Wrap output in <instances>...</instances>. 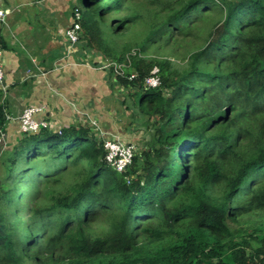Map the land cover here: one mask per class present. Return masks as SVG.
Returning <instances> with one entry per match:
<instances>
[{"label": "trees", "instance_id": "1", "mask_svg": "<svg viewBox=\"0 0 264 264\" xmlns=\"http://www.w3.org/2000/svg\"><path fill=\"white\" fill-rule=\"evenodd\" d=\"M80 2L81 46L132 59L117 81L158 136L120 172L89 126L23 133L3 159L0 264H264V232L230 226L264 210V0ZM131 24L143 30L127 56ZM192 40L181 68L145 56ZM19 177L45 182L29 207Z\"/></svg>", "mask_w": 264, "mask_h": 264}, {"label": "crops", "instance_id": "2", "mask_svg": "<svg viewBox=\"0 0 264 264\" xmlns=\"http://www.w3.org/2000/svg\"><path fill=\"white\" fill-rule=\"evenodd\" d=\"M77 4L79 0H0L10 9L6 20L0 21L3 103L10 116L0 150L7 151L21 138L19 117L27 106L44 107L37 117L49 119L50 130L73 124L93 130L95 122L97 136L124 137L125 131L116 129L123 124L116 115L121 103L127 106L130 90L100 67L106 58L101 52L89 51L81 42L69 55L65 52L66 28Z\"/></svg>", "mask_w": 264, "mask_h": 264}, {"label": "rangeland", "instance_id": "3", "mask_svg": "<svg viewBox=\"0 0 264 264\" xmlns=\"http://www.w3.org/2000/svg\"><path fill=\"white\" fill-rule=\"evenodd\" d=\"M148 1L150 0H129L128 3H130L132 7L131 12L133 11V8H141V7H146V6L157 7L156 3L151 4V3H148ZM79 4L81 5V7H83V4L82 2H80V0H79ZM80 5L78 6L80 7ZM119 16H122V15L119 14ZM105 24L107 25L110 24V17H106ZM130 26L131 27H129L130 29L125 34V36H123L121 39L119 37L122 43L127 42V44L132 45V48H131L132 51L128 52L127 56L130 53L133 54L134 51L137 52L138 47H136L135 42L140 40V37L142 36L141 31L143 30L142 26H136V24L135 25L131 24ZM194 43H195V40L184 41L182 42L181 45H178L177 47H175L174 45H170V46L153 45L146 51L145 56L147 58H152L154 56H157L160 59L168 58L171 61L172 66L176 68L177 67L181 68L185 65L187 61V56L192 50ZM120 49H121V46H120ZM131 60L132 59H130L129 62H126V61L122 62L127 65L125 66L126 69L124 68V70H126L125 72H131L133 70V66L130 64ZM111 70L112 69L108 71L111 72ZM113 74L115 78L118 77L114 70H113ZM139 101H140L139 96L138 97L128 96L126 98V103L128 105L125 107L121 103V108L118 111L119 113L117 112L118 114L116 116L121 118L122 120L121 122H123V124L121 127L117 126L116 129L125 131L123 135L124 137L122 138L120 136H113V138H117L121 142H125V143L132 142L134 145H136V153L140 152L141 150L150 148L151 145L154 144V141L156 137L158 136L155 130V127H154V122L157 117H154L153 114H152L153 116L150 115L144 109L140 108L141 104ZM92 125H94L93 126V128L95 129V130L93 129L94 132L99 130L95 122H93ZM98 137L102 138V135L100 134L98 135ZM8 147L9 146H6L5 148H8ZM3 152L6 153L7 151L0 150V180L4 178L3 173L5 174V169H6L5 166H3L4 165L3 159L5 158V153ZM17 181H19V184L21 185V187H19L18 190L20 191V188H21V193H23V196H26V200L23 203L26 207H29L30 204L32 203V195L38 191L43 193L44 188H45L44 187L45 182H40L35 177L30 179V181L28 178H26L24 182H22L23 181L22 178L19 177ZM14 185L15 183L12 186ZM16 198H18V196L15 197V200ZM230 226L236 229L240 228L241 234H243L245 237H248L249 234H254L253 237H255L257 236L258 233L264 232V210L256 211L249 216H245L238 223H232L230 221ZM251 241L254 242V240H251Z\"/></svg>", "mask_w": 264, "mask_h": 264}, {"label": "built area", "instance_id": "4", "mask_svg": "<svg viewBox=\"0 0 264 264\" xmlns=\"http://www.w3.org/2000/svg\"><path fill=\"white\" fill-rule=\"evenodd\" d=\"M10 13V9L0 5V21L4 22L7 15ZM80 7H75L74 17H72L71 23L66 28V38L68 40V46L65 50L66 54L75 50L81 36V24H80ZM1 54V51H0ZM100 67L102 69L114 70L116 75L123 76L125 73V64L113 62L107 59L100 61ZM159 68L156 66L152 70L150 76L146 78L147 87H156L161 83L160 77L158 76ZM134 75L131 76L133 78ZM5 79V66L4 61L0 55V90L4 93L6 91V85L4 84ZM44 111L43 106H27L24 108L22 114L19 117L21 132L23 133H35L39 132L43 128L50 129L51 122L47 118H39L38 114ZM10 116H8V119ZM5 129H0V143L4 142ZM104 147L106 149V162L113 166L116 170L124 172L129 168L133 162L134 155L136 153V145L132 142H121L117 138H105Z\"/></svg>", "mask_w": 264, "mask_h": 264}]
</instances>
